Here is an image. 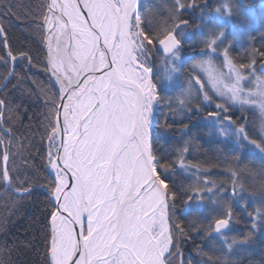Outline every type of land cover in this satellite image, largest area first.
<instances>
[{
    "label": "snow or ice",
    "instance_id": "snow-or-ice-1",
    "mask_svg": "<svg viewBox=\"0 0 264 264\" xmlns=\"http://www.w3.org/2000/svg\"><path fill=\"white\" fill-rule=\"evenodd\" d=\"M198 7L208 5L171 0L154 20L141 14L140 0H44L40 5L46 70H51L49 83L55 89L45 101L50 105L45 164L49 178L40 185L52 205L45 224L49 264H172L174 249L184 264L176 240L177 234L187 237L189 232L220 244L209 252L198 249L202 264H221L220 257L210 254L215 251L225 252L223 264H235L228 258L234 248L245 247L264 230V169L257 173L260 183L249 192L241 182L242 171L228 167L229 188L210 181L207 174L201 178V169L185 162L187 146L172 151L155 146L158 125L167 131V120L178 111L198 112L203 104L215 108L207 114L210 134L224 137L229 146L235 143L245 154L264 153V120L255 133L258 139H251V130L237 126L229 113L236 105H258L264 113V78L256 75L258 65L264 72V45L246 50L248 63L237 65L231 51L239 33L221 26L233 16L244 17L238 0H220L214 9L216 26L200 41L201 59L181 80L187 62L184 44L191 39L183 14ZM260 39L264 41V33ZM0 47L6 49L0 64L19 58L31 66L27 53L13 54L3 25ZM14 75L13 67L5 87ZM252 80L254 87L245 88ZM175 89L176 96L164 95ZM213 97L223 102L215 103ZM193 100H199L194 108ZM4 107L0 99V131L11 135L2 128ZM4 144L0 136V146ZM9 158L7 148H0V186L31 195L32 187L13 188L18 177L9 168ZM234 159L239 163L242 157ZM178 171L187 173L191 182L178 186ZM178 199L185 220L174 219ZM254 199L259 206L247 214L251 230L240 240H229L224 233L232 230L234 205L246 212ZM209 205L215 215L205 212Z\"/></svg>",
    "mask_w": 264,
    "mask_h": 264
},
{
    "label": "trees",
    "instance_id": "trees-1",
    "mask_svg": "<svg viewBox=\"0 0 264 264\" xmlns=\"http://www.w3.org/2000/svg\"><path fill=\"white\" fill-rule=\"evenodd\" d=\"M43 2L44 0H0V24L5 28L8 44L13 54L19 56L20 53H27L31 58V66L27 60L17 59L15 75L8 82L7 87L0 91V99L5 101L2 124L4 129L11 133V135H5L3 132L1 136L4 137L5 145L0 148H7L10 141L8 165L18 177V182L14 183L13 188H33L31 195H17L13 190H8L0 197V264H49L47 252L49 230L46 229L45 224L52 205L48 202L40 185L46 184L49 178L45 164L48 151L47 118L50 105L45 101L54 95L55 89L49 83L46 56L38 23L40 5ZM159 2L162 1L142 0L141 14L146 19L159 20L161 15L154 14V9L157 8ZM198 3L201 6L207 4L208 7H198L195 11L189 10L183 14V18L189 20L192 38L186 40L184 44V53L189 57L186 58L187 62L182 69L184 73L181 76L182 81L187 78L191 65L199 59L198 53L203 47L200 43L203 35L199 32L206 30L205 20L207 19L212 24L216 23L212 16V9L219 1L198 0ZM201 11L204 12L203 20L200 18ZM208 16L212 17L208 18ZM238 23L234 21L235 25ZM234 24L222 27L226 31L233 32ZM240 33L243 37L240 41L238 37L242 35L239 34L233 40L235 47L231 51V56L237 65L248 63L245 57L246 50L253 47L260 48L264 45V41L260 39V33H254L250 37V43L245 40L246 33L242 31ZM229 39L232 40L233 37L230 35ZM4 52V48L0 47V56H3ZM157 67H159L158 61ZM9 72L10 62L7 66L0 64V86L8 77ZM178 93L179 89H175L164 95L174 97ZM198 103L199 100H193L191 106L194 108ZM173 107H177L175 103ZM162 111L166 112L167 109H162ZM212 111H215L212 106L205 107L203 104L200 105L198 112L178 111L175 116L167 120L169 125L167 131L162 132L159 125L157 126L155 146L166 145L168 151L187 146L189 151L185 156V162L198 166L201 169V178L203 174H207V178L217 185L225 183L230 188L231 181L226 175L228 167L239 168L242 171L241 181L242 178L249 177L260 183L257 173L264 169V156L248 151L245 154L237 145L231 143L229 146L223 137L210 134L211 121L207 119V114ZM236 116H238L237 126L244 124L247 129L251 130L250 138L258 139L255 133L260 131V125L256 122V128L251 129L252 122L259 118L258 112H238L233 115V118ZM244 119L247 120L245 123H243ZM164 120L165 117L161 115L160 122L163 123ZM232 148L236 151L233 152ZM236 156L242 157L239 163L234 159ZM187 177V173L178 171L174 179L178 186L186 185L191 182ZM25 178L28 179V183L21 185L19 181ZM256 187H252L249 192L254 191ZM3 190L4 187L0 186V194ZM225 199L229 200L230 197H225ZM255 208L257 206L251 203L247 211L242 212L239 206L234 205L232 230L224 233L229 240H240L251 230L252 221L247 214L253 212ZM183 211L184 206L178 199L174 219L185 220V216L182 215ZM205 212L209 215L216 214L212 212L210 205ZM250 243L253 248L249 253H238L233 250L228 258L235 261V264H264V230L257 231ZM176 244L182 254L184 264H202L203 258L198 254V249L202 248L205 252H209L210 248H220L218 240L208 239L202 233L196 235L194 232H189L187 237L177 234ZM210 254L214 258L220 257L221 264H223L225 252L215 251ZM179 261L181 264V255H179Z\"/></svg>",
    "mask_w": 264,
    "mask_h": 264
},
{
    "label": "rangeland",
    "instance_id": "rangeland-1",
    "mask_svg": "<svg viewBox=\"0 0 264 264\" xmlns=\"http://www.w3.org/2000/svg\"><path fill=\"white\" fill-rule=\"evenodd\" d=\"M158 1H162V2H159L157 8L154 9V14L156 16L161 15V13L164 11V5L167 4L168 6H171V0H158ZM218 1L220 3V0H218ZM141 2H142V0H140V3ZM219 3L217 4V6L219 5ZM239 4L241 5L242 11L245 14L244 17L238 16V15L233 16L227 23L222 24L221 26H225V25L233 26L234 21L239 22L236 25L234 24L233 32H237V33L241 34L240 32L242 31V32L246 33L245 40H246L247 43H250V39H251L250 37L254 33L255 34L256 33H260L259 35L264 33V0H250V1L246 0L245 2L244 1L243 2H239ZM252 5H254V6H252ZM216 7H214L212 9V16H213L214 19H215L214 9ZM212 16H208V18H210ZM205 21L207 22V25L205 26L206 30H204V32L209 31L211 28H213L216 25V23L212 24L211 22H208L207 19ZM245 30H246V32H245ZM186 31L189 34H191L189 27L186 29ZM204 32L202 30L199 33H200V35H203ZM237 37H238V35H237ZM242 37H243V35L238 37V39L240 40V38H242ZM198 39H200L199 36H198ZM236 44L238 46V42H236ZM232 51H233V49H232ZM183 55H184L185 59L187 57H189L188 54L183 53ZM200 59H201V57L199 56L198 60H200ZM221 61H222V57L220 59H217L216 63L220 64ZM17 63H18V61H17ZM158 64H159V62H158ZM47 71H48V76L50 78V72H49V70H47ZM256 75L264 78V72H261L259 70V65L257 66ZM254 85H255V80H252V81L248 82L247 84H245V88H252V87H254ZM209 94H211V93H209ZM213 100H214L215 103H222L223 102L221 100H218L216 97H213ZM212 108H214V107H212ZM214 110H215V108H214ZM247 111H256L259 114L258 120L253 121L252 125H251V129H255L256 128V122L260 125L261 121L264 120V113L261 112V110H260L258 105H248V106H246L243 109H241L239 105H236L234 107L229 108L230 114H233V115H236V113H238V112H247ZM237 118H238V116L233 118V120H235L237 122L238 121ZM245 121H247V120L244 119L243 123H245ZM1 135H3V131H0V136ZM221 138H222V136H221ZM3 139H4V137H3ZM233 144H235V143H233ZM248 152H250L252 154L255 153V154H260V155L264 156V153H260L258 151H248ZM241 182L245 185V187L248 189V191L251 190L252 187H255V186H257L259 184L256 179H253V178L249 179V177L242 178ZM252 204L258 207L259 206V201L254 199L252 201ZM252 248L253 247L251 246V243H249L245 247H236L234 249V251H236L238 253H249ZM170 259L172 261V264H180L179 255L175 254V249H174V255L172 257H170Z\"/></svg>",
    "mask_w": 264,
    "mask_h": 264
},
{
    "label": "water",
    "instance_id": "water-1",
    "mask_svg": "<svg viewBox=\"0 0 264 264\" xmlns=\"http://www.w3.org/2000/svg\"><path fill=\"white\" fill-rule=\"evenodd\" d=\"M240 1H244V0H240ZM1 25V24H0ZM9 45V44H8ZM43 49H44V52H45V56H46V42H43ZM5 51H6V49H4ZM10 64H11V70H10V72L12 71V69H13V67L15 68L16 67V65H17V60L13 63L12 61H10ZM49 72H50V76H51V70L49 69ZM5 82H6V80H5ZM8 84V83H7ZM5 83L0 87V90L1 89H3L5 86ZM4 109H5V107L3 108V115H4ZM3 122V121H2ZM2 128H4L3 127V124H2ZM9 146V145H8ZM9 162V161H8ZM6 191H8V190H5V188H4V190H3V192L0 194V197L6 192ZM75 230L76 231H78L79 230V225H77V226H75ZM225 232H227V231H225ZM74 234H75V232H74Z\"/></svg>",
    "mask_w": 264,
    "mask_h": 264
},
{
    "label": "bare ground",
    "instance_id": "bare-ground-1",
    "mask_svg": "<svg viewBox=\"0 0 264 264\" xmlns=\"http://www.w3.org/2000/svg\"><path fill=\"white\" fill-rule=\"evenodd\" d=\"M77 2H80V0H77ZM244 9H245V8H244ZM82 11H86V9H84V10H82ZM9 62H10V61H9ZM17 64H18V63H17ZM16 66H17V65H16ZM15 69H16V67H15ZM10 70H11V64H10ZM9 73H10V72H9ZM4 83H5V81H4ZM4 83H3V84H4ZM3 84H2V85H3ZM2 85H1V86H2ZM1 86H0V87H1ZM3 89H4V88H3ZM1 90H2V89H1ZM1 90H0V91H1ZM3 129H4V128H3ZM4 130H5V129H4ZM3 132H4V131H3ZM8 145H9V144H8ZM8 149H9V146L7 147V150H8ZM8 151H9V150H8ZM230 227H231V225H230ZM227 232H228V231H227ZM225 233H226V232H225Z\"/></svg>",
    "mask_w": 264,
    "mask_h": 264
},
{
    "label": "flooded vegetation",
    "instance_id": "flooded-vegetation-1",
    "mask_svg": "<svg viewBox=\"0 0 264 264\" xmlns=\"http://www.w3.org/2000/svg\"><path fill=\"white\" fill-rule=\"evenodd\" d=\"M246 0H244V2H245ZM248 1H250V0H248ZM238 2H243V1H240V0H238ZM250 3V2H249ZM241 6V5H240ZM252 6H254V5H252Z\"/></svg>",
    "mask_w": 264,
    "mask_h": 264
}]
</instances>
